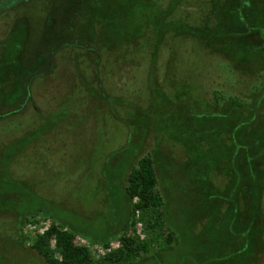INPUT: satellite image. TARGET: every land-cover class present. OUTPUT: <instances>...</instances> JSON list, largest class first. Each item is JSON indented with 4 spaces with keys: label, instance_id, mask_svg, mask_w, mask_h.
<instances>
[{
    "label": "rangeland",
    "instance_id": "obj_1",
    "mask_svg": "<svg viewBox=\"0 0 264 264\" xmlns=\"http://www.w3.org/2000/svg\"><path fill=\"white\" fill-rule=\"evenodd\" d=\"M83 1L89 0H0V264H48L32 244L54 222L65 221L67 229L68 223L95 245L105 246L111 238L116 247L120 230L129 229L132 221L133 202L125 190L129 172L148 153L157 161L160 189L180 244L174 251H155L137 264H198L210 258L209 264H264L262 252L255 260L249 253L240 262L229 259L243 244L240 237L230 236L231 215L235 216L234 208L239 210L237 227H243L258 207L252 196L239 201L227 194L224 204L212 196L206 203L198 191L204 190L199 187L198 166L188 163L185 137L174 131L181 128L163 117L164 109L178 96L210 102L217 82L222 81L218 65L224 59L193 53L196 45L180 40L186 43L183 53L173 52L177 55L173 59L172 51L162 47L156 66L140 56L142 61L130 60L129 55L112 64L115 58H111L119 57L122 50L131 51L133 43H119L112 34L119 31L121 35L124 30L117 27L109 33L103 23L88 38L101 45H89L82 34L87 31L84 25L89 19L101 20L74 17L77 3ZM88 5H80L76 13L89 12ZM257 10H253L254 26L261 29L257 21L264 10L255 15ZM70 18L75 19L74 29L68 26ZM107 28L112 31L109 24ZM125 35L120 36L123 41L128 39ZM109 43L115 47L111 49ZM245 43L242 40L237 48L244 49ZM49 45L60 51L54 55ZM253 54L246 56L250 67L263 69L264 59ZM246 69L247 65L242 73ZM240 76L235 93L241 97L261 85L256 76ZM22 96L26 100L20 103L17 99ZM189 101L181 124L210 133L212 123L208 122L216 118L209 115L204 122ZM155 115L161 118L154 120ZM140 118L149 119V124H132ZM31 129L35 135L41 132L36 140L40 146L26 135ZM14 134L26 139L13 141ZM23 143H30L24 153ZM196 157L198 161L200 155ZM217 171L211 177L215 189L224 186ZM34 216L40 218L38 223L26 221ZM259 223L263 228L264 219ZM34 225L37 229L31 228ZM137 231L145 236L142 226Z\"/></svg>",
    "mask_w": 264,
    "mask_h": 264
},
{
    "label": "trees",
    "instance_id": "obj_2",
    "mask_svg": "<svg viewBox=\"0 0 264 264\" xmlns=\"http://www.w3.org/2000/svg\"><path fill=\"white\" fill-rule=\"evenodd\" d=\"M85 2L89 3L91 14L76 13L79 7H82L80 5ZM190 6H193L192 10ZM83 8L85 9V6ZM260 8L264 10V0L259 2H253V0H89L77 3L73 14L74 17L83 19L92 17L101 20V23H97L89 19L86 26L84 25L87 31L82 34L85 33L88 44L92 46L101 45L98 42H90L88 38H91L98 26L101 27L103 23L106 25V32L113 33L117 27H120L119 30L121 28L122 31L124 30L125 39L128 37L129 41L128 39L123 41L120 36L124 34L120 35L119 31L112 36L118 39L119 43H133L134 48L129 52L122 50L121 54L117 49L115 53L119 52L120 55L118 57L116 54L111 58H115L112 64H116V60H124L123 58L129 55L130 60L140 56L156 66L162 47L164 50L172 51L173 59L177 57L173 52L183 53L185 50L183 45L186 43L181 44L180 40L184 42L191 40L197 47L196 49L194 46L193 53H212L216 58L224 59V63L219 62L218 65L221 71L219 77L222 81L217 82V88L213 90L210 102L205 99V101L188 100L191 102L193 112L201 116L204 122L209 121V115L216 118L215 121L208 122L212 123L208 129L210 133L202 130L194 131L181 124L182 113L187 112V105H189L185 97L178 96L175 103H169L168 109H164L163 117L181 128V130L175 128L174 131L175 133L180 131L185 137L183 141L187 146L185 151L188 154V163L193 162L198 166V174L202 179L199 187L204 188L198 191L206 203L211 201L210 197L213 196L219 203L224 204L228 194L239 201L252 196V202L258 205L255 210L253 209L254 213L250 216V220L239 229L237 224H239L241 213L236 208L233 210L235 216L231 215L233 228L230 236L240 237L243 242L240 249L229 256L233 262H240V259L248 253L254 260L258 258V253H264V227L261 228L260 223L258 224V221L264 219V114L260 115L261 103H264V68H256L253 65L250 67L249 59L246 58L249 53H254L253 55L257 58L264 59V12L261 19L257 21L262 24L258 25L263 27L261 29L254 26L256 18L253 15V10L258 9L254 11L256 15ZM73 18L68 20V26L72 29L74 28L71 26L75 22ZM108 24L112 28L111 32L107 28ZM82 34H78V37L82 38ZM244 39L246 48L239 50L237 47ZM63 40H66L65 37ZM109 45L111 49L115 47V44L109 43ZM53 48L52 45L48 46L54 55L56 51H60V48ZM147 48L149 49L146 50ZM136 52L144 53L141 55ZM246 65L250 70L246 69V72L242 73ZM153 70L151 69L150 73ZM240 73L248 74L253 78L258 77V82L261 84L254 86L255 91L248 97H241L235 93L239 90L241 83ZM227 88L233 92L229 93ZM24 100H26L24 96L17 99L20 103ZM226 115L227 118L222 121L223 116ZM154 117V120L161 118L160 115ZM148 120L140 118L132 124L143 127L149 124L150 120ZM136 126L133 128L134 131ZM31 131L35 130H28L29 133L26 135L34 138L32 140L35 141L36 147L40 146L36 140L41 136V132L36 131V135L34 133L33 135ZM22 132L25 134L24 130ZM35 136H37L36 139ZM12 138L15 141L25 137L14 134ZM32 140L29 142L32 143ZM29 145L30 143L21 144L22 153ZM193 152L195 155L192 157ZM197 154L200 155L198 161ZM215 170L223 176V188H214L211 177L214 176ZM127 181L125 190L133 202L132 221L129 229L116 238L119 247L111 248V243L106 241L104 245L110 251L102 256L97 255L87 246L76 245L75 240L77 236H80L79 232L66 222L69 226L67 229L63 221V223H52L47 231L37 235L33 239L32 248L48 264H137L155 251L157 253L174 251L180 244V237L178 230L169 220V207L160 189L157 161L151 153L141 157L137 166L131 168ZM252 208H255L253 204ZM39 219L38 216H34L26 221L36 224ZM138 225L142 226L144 237L138 234ZM209 262H212L211 258L209 261L205 260L198 264H209Z\"/></svg>",
    "mask_w": 264,
    "mask_h": 264
},
{
    "label": "built area",
    "instance_id": "obj_3",
    "mask_svg": "<svg viewBox=\"0 0 264 264\" xmlns=\"http://www.w3.org/2000/svg\"><path fill=\"white\" fill-rule=\"evenodd\" d=\"M45 225H47V223H44ZM43 224V225H44ZM50 225H47L43 231L41 232V234H43L45 231H47L49 229ZM31 228L33 229H37V226L34 225L32 226ZM65 231V229L63 230ZM140 235V233H138ZM55 244V242L53 243ZM75 244L76 245H79V246H87L88 248H90V250L94 251L97 255H104L107 251H110L109 249H107L105 246H100V245H95L93 243H90L89 241H87L86 239H83L82 237L80 236H77L76 240H75ZM118 244V243H117ZM111 248H117L119 247V244L114 247L112 244L110 245Z\"/></svg>",
    "mask_w": 264,
    "mask_h": 264
},
{
    "label": "crops",
    "instance_id": "obj_4",
    "mask_svg": "<svg viewBox=\"0 0 264 264\" xmlns=\"http://www.w3.org/2000/svg\"><path fill=\"white\" fill-rule=\"evenodd\" d=\"M124 231H126V230H120V234L122 233V232H124ZM119 234V235H120ZM108 235H111V234H108ZM107 237H109V236H107ZM104 237H99L98 238V240H102ZM113 239V238H112ZM111 240V238L108 240V241H110Z\"/></svg>",
    "mask_w": 264,
    "mask_h": 264
}]
</instances>
